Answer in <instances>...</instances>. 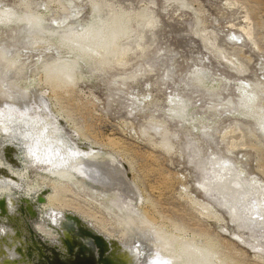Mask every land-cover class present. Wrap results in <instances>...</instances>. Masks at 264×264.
I'll return each mask as SVG.
<instances>
[{
  "label": "rangeland",
  "instance_id": "374dc122",
  "mask_svg": "<svg viewBox=\"0 0 264 264\" xmlns=\"http://www.w3.org/2000/svg\"><path fill=\"white\" fill-rule=\"evenodd\" d=\"M3 7L41 20L0 23V198L11 216L0 218V264H31L17 247L14 195L33 199L44 189L32 224L43 238L56 237L47 217L56 225L71 212L127 247L129 264H183L172 252L181 246L191 263L202 254L208 264H264V208L258 222H243L227 207V185L204 188L223 162L249 186L244 197L264 207V131L239 105L247 83L264 113V0H0ZM86 25L114 36L96 53L74 55L61 31ZM72 58L69 70L56 64ZM28 118L92 154L73 177L25 156L16 137Z\"/></svg>",
  "mask_w": 264,
  "mask_h": 264
},
{
  "label": "bare ground",
  "instance_id": "6f19581e",
  "mask_svg": "<svg viewBox=\"0 0 264 264\" xmlns=\"http://www.w3.org/2000/svg\"><path fill=\"white\" fill-rule=\"evenodd\" d=\"M13 17H14V21H21L27 23L29 26L39 25L41 20L40 16H36L34 14L17 15V13L11 10L10 7L0 8V23H5L8 20H11ZM96 29H98V27H96ZM96 29L93 32H91L93 29H89L88 25H86L85 27L78 30H73V29H67L64 31L60 30L63 33L61 35L59 33L60 35L59 40L69 43V46L71 47V51L73 52L74 55H82L80 53L82 50L84 51L89 50L90 53L92 52L96 53V51L99 50L103 45L102 43L103 36L108 35L109 33L108 36L110 40L114 36L113 31H109V28H107L106 30H102V28H100L99 31ZM79 58H83V57H79ZM75 63H76V59L72 58L71 60L62 59L61 61H57L56 64L59 65L58 67H60V69L68 67L67 70H69L70 68H72L73 65H75ZM64 73H67V71L64 70ZM244 84L245 86L241 85V87H239L241 88V92H242L240 94V96L242 97H241V101L239 102V105L241 108L244 109L247 108L249 110V113H252V116H254L256 122L264 131V113L261 112V109L256 107L255 104V101L259 99V97H257L259 93L255 89H249L248 87L249 85L247 83ZM18 122H19L18 124L26 126V130H24V132L20 134L19 137H16L18 138L17 140H20V142L26 147L27 153H25V156L31 155L33 159L53 164L52 167L48 170H51L53 173L57 175H65V176L67 175L69 177H73L74 171L80 167L81 161L83 159H87V157H91L92 155L89 151L83 150L76 145L65 144L63 141L60 140L61 137L59 138V136H57L54 133V131L52 132L49 130V128L47 129V127L40 126L37 121L33 120V118H28V120L23 119ZM36 126L42 128H37ZM221 164H220V168L211 177L213 179L212 183L214 185L211 186L209 185V183L206 182L204 184V188L217 191L220 190L221 187H223L224 185H227L228 188L231 190V193H229V195L227 196L229 202L227 207L230 209L231 213L237 216V218L241 219L243 222L248 221L252 223L253 221V224L254 221L258 222V220L260 219L259 214L261 215V212L264 208L261 205L262 202H259L258 204H254L255 201L252 202V200L249 199L250 197L248 198L245 195L247 197L245 198L243 193L246 194L247 192H249L247 188L249 186H246L247 183L245 184L240 180L241 176L238 177L237 174L230 172L228 167L224 165L226 163L222 162ZM243 181L245 180L243 179ZM252 184L254 185V183ZM258 185L260 186L261 184ZM250 195L253 194L251 193ZM262 200L259 199L258 201H262ZM199 205L206 208L205 204H199ZM5 208H6V200H5ZM17 233L18 231L16 230V234ZM112 242L117 243L116 241L113 240ZM117 245H119V247ZM117 245L112 244L113 246L112 249L114 250V253L117 255L118 258L124 261L123 264H129V262H127L123 256V252L129 249L127 247L120 246L119 243H117ZM180 249H183V246L179 248L174 247L172 249V252L183 257V264H208V262L205 260L202 254L196 257L194 263H191L193 256L190 255L188 251H187V255L184 254L183 250L182 252H179ZM29 261L31 262V264H33L32 259H30ZM130 264H134V260Z\"/></svg>",
  "mask_w": 264,
  "mask_h": 264
},
{
  "label": "water",
  "instance_id": "95a60500",
  "mask_svg": "<svg viewBox=\"0 0 264 264\" xmlns=\"http://www.w3.org/2000/svg\"><path fill=\"white\" fill-rule=\"evenodd\" d=\"M48 191L44 189L38 192L33 199L20 193L14 195V216L21 222L20 228L23 229L24 237V244L20 242L17 247H23L25 258L32 259L33 264H123L124 261L118 258L112 249V244L117 243L105 238L93 226L71 212H65L56 225L47 217V226L55 232V239L40 236L32 224L39 216L40 205L46 202L45 195ZM9 217L5 198L2 197L0 218L11 222ZM136 262L134 261V264H137Z\"/></svg>",
  "mask_w": 264,
  "mask_h": 264
}]
</instances>
